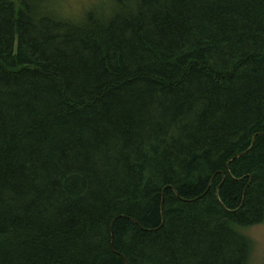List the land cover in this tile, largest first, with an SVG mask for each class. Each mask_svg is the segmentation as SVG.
I'll list each match as a JSON object with an SVG mask.
<instances>
[{
    "label": "trees",
    "instance_id": "obj_1",
    "mask_svg": "<svg viewBox=\"0 0 264 264\" xmlns=\"http://www.w3.org/2000/svg\"><path fill=\"white\" fill-rule=\"evenodd\" d=\"M58 6L0 0V264H249L264 0Z\"/></svg>",
    "mask_w": 264,
    "mask_h": 264
},
{
    "label": "rangeland",
    "instance_id": "obj_2",
    "mask_svg": "<svg viewBox=\"0 0 264 264\" xmlns=\"http://www.w3.org/2000/svg\"><path fill=\"white\" fill-rule=\"evenodd\" d=\"M99 0H58V8L63 14L78 16ZM251 242L249 264H264V224L253 226L244 231Z\"/></svg>",
    "mask_w": 264,
    "mask_h": 264
},
{
    "label": "water",
    "instance_id": "obj_3",
    "mask_svg": "<svg viewBox=\"0 0 264 264\" xmlns=\"http://www.w3.org/2000/svg\"><path fill=\"white\" fill-rule=\"evenodd\" d=\"M253 142H254V140H253ZM253 144V143H252ZM238 157V156H237ZM233 159H235V158H233Z\"/></svg>",
    "mask_w": 264,
    "mask_h": 264
}]
</instances>
